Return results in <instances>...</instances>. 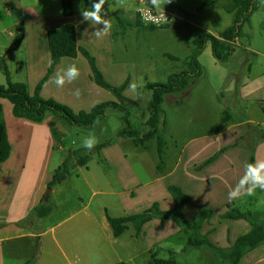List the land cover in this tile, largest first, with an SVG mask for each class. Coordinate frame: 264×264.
I'll return each instance as SVG.
<instances>
[{"label":"crops","instance_id":"obj_1","mask_svg":"<svg viewBox=\"0 0 264 264\" xmlns=\"http://www.w3.org/2000/svg\"><path fill=\"white\" fill-rule=\"evenodd\" d=\"M40 1L43 0H0V55L4 57L14 81L26 83L28 91L34 92L37 83L46 74L50 63L47 32L49 29L61 27L66 23L74 25L77 43L95 57L98 67L108 82L119 85L130 80L131 77L134 81V75L127 71L132 64L113 61V31L111 30L109 36L97 39L94 31L100 26L81 22V9L90 8L93 0H71L72 13L69 15L62 13V6L59 9L61 0L59 2L51 0V5L48 0ZM147 1L144 0V3ZM109 4L111 10L107 11V16L111 20L113 18L115 22L116 19L112 12L134 18L137 8L143 5L139 0L130 4L134 7L127 10L125 0L124 6H121L119 0H108L104 6L106 10ZM21 27L24 29V36L19 48L8 51L10 43ZM209 53H211V46L207 42L198 54V61L202 68H205V73H208L213 66H218L215 72H221L223 66L219 64L220 62H216L215 58L211 60ZM72 64L80 69V77L71 83L66 82L62 88L57 87L53 83L56 73L66 71ZM237 71V68L233 69V74L240 76L241 72ZM225 73L228 74V71ZM243 76L248 78L247 75ZM260 78L259 84L244 80L242 86L239 84L242 87L240 91L229 94L224 106L221 105V100L216 98L214 100L216 109L203 111L204 106L201 101L207 103L210 99L205 94L193 95L190 102L186 100L179 104L185 111L193 113L192 118L198 123L206 120V124L202 127L209 131H202L199 135L184 139L179 144L176 141L170 146L164 137V132L162 165L159 163L155 137L150 139L156 142L155 148H152L156 150L151 152L149 144L135 145L130 138L121 136L119 133L118 136L124 140L116 138L97 144L100 145L98 159L89 155L85 164L72 165L73 168L80 166L81 176L89 187H91L93 178L91 169L102 178L105 172L115 178L121 186L119 189L114 188L112 183L108 189L95 191L115 197V203L118 205L116 213H110L108 209H105L103 213L96 214L89 207V202L83 206V209L73 207L69 213L61 212L59 194L62 190V183L69 179V173L63 181L50 189L47 198L55 205L52 211L44 216H37L33 210L43 197L46 198L44 195L47 184L61 160L60 151H63L62 161L69 151H73L72 149L66 151L64 146L65 138L72 131L60 122V117L52 113H47L39 122L16 117L12 113V104L7 99L0 98L3 119L11 144L8 158L0 165V264H20L22 262L24 256L21 252L24 249V242L26 239L37 238L40 235L37 225L41 227V224H72L69 225L71 228H80L100 224L102 228L110 227L112 231L107 215L120 216L137 213L149 207L153 202H158L161 209H171L174 206V200L167 189L168 184H177L190 195V201L182 208L183 215L188 221L196 217L199 209H212L213 213L203 222L201 231L206 233L216 245L229 246L232 244L237 236L249 230L251 224H247L245 218L223 217V214L230 209L227 205L229 192L244 174L247 163L264 159V73ZM233 80L236 83V80ZM217 81L215 83L220 85ZM236 87L234 86L229 91ZM76 89L80 90L79 97L74 95ZM40 94L44 98H52L68 105L74 111L88 109L103 101L116 100L109 90L93 81L87 59L80 53L75 57H62L56 63L42 85ZM134 95L132 91L128 94L123 91L120 101L130 104L135 100ZM171 99L176 100L174 97ZM225 106L229 109L230 116L222 120L221 125L215 129L217 117L221 119V113L226 109ZM166 125L167 121H165V131ZM76 131L83 132L84 130L76 128ZM141 147L148 175H143L138 171V167L134 168L132 164V160L137 158L136 150ZM87 150L84 148L82 153H87L85 152ZM217 152V156L212 161L202 165ZM251 154H253L252 161L250 160ZM87 173H90V177ZM104 178L106 181L107 176ZM76 187L71 184L68 197L72 193L82 204L84 194H81V190H77ZM244 199L245 197L231 201L232 206L245 211L242 209V207L246 208ZM250 204L252 202H249ZM255 220L263 222V219L257 217ZM225 224L232 225L234 231H230L228 226L226 228ZM132 229L129 225V228L121 234L130 231L127 235L131 241L127 246L132 251L128 258L122 259L118 255L121 260L132 263L135 251L140 249L137 243H142L150 255L151 262L153 253L158 256L159 250L164 249L168 256L170 250L175 252V264H203L196 259L200 257L208 259V264H219L213 256L200 248L198 249L200 257L187 254L185 259L179 260L178 254L183 250L180 246L186 241L173 239V237H180L183 231L171 219L152 218L142 225L137 236L134 228ZM44 232L42 231L41 235ZM121 235L114 237L118 238ZM53 241L54 246L59 250V255L65 259L62 264H76V261L60 248L59 240L54 237ZM263 249L264 243L247 251L238 264L248 262L253 257H256L254 261H262ZM185 250L191 253L193 248L188 247ZM8 252L11 253L10 257H7ZM20 259L21 262L18 263ZM121 263L124 264V262L116 264Z\"/></svg>","mask_w":264,"mask_h":264},{"label":"rangeland","instance_id":"obj_2","mask_svg":"<svg viewBox=\"0 0 264 264\" xmlns=\"http://www.w3.org/2000/svg\"><path fill=\"white\" fill-rule=\"evenodd\" d=\"M45 1L46 0L40 2ZM48 1L51 5V0ZM138 1L139 0H125L126 9L128 10L134 7L130 6V4ZM61 6L62 2H59V9ZM164 10L171 12L173 15H179V17H173V21L170 25L157 27L155 29L135 26L127 27L126 25L124 27L115 22L112 18V31L114 33L113 61L132 64L127 71L134 75V81L132 77L130 80H126L122 95L123 91H126L128 94V92L131 91L130 85L134 82L139 84L141 78L143 87L137 89L139 97L135 98L130 104H124L120 101L121 98L115 92L111 90H109V92L115 96V101H119L121 104L126 105L129 127L141 133L146 132L149 128L147 124L149 117L147 102L151 97V90L145 87V84L147 82H165L169 74L188 69L184 61L187 60L193 51V39L203 31L214 34L220 33L231 23L232 18V14L227 12L214 0L206 3H204L203 0H172L171 3L164 6ZM263 19L264 0H261L259 8L253 11L249 22L243 25V30L248 36H241L232 57L225 60L224 62L226 63H219L223 66L222 71L215 72L218 66H213L208 73H205V68L203 67V74L197 78L193 85L188 86L181 92L167 94L165 96L161 106L165 121H167L164 137L168 140L169 146L172 143L175 144L176 141L179 144L184 139L199 135L202 131H209L202 127L206 124V120L198 123L192 118L194 114L185 111L179 104L184 103L186 100L190 102L193 95L205 94L208 95L207 97L210 99L207 103L201 101L204 106L203 111L206 109H216L214 100L216 98L221 100V102H219L224 106V103L229 98V94L240 91L244 80H249V83L256 84L261 82L260 77L264 73V33L261 30V22ZM209 58L212 60L215 57L212 53H209ZM216 62L219 61L216 60ZM236 68L238 69V73L241 72L240 76H238V74L236 76L233 74V69ZM226 71H228V74L225 73ZM243 75H247L248 78L246 79ZM232 78L236 80V83ZM216 81L218 83L220 82V85L216 84ZM5 82V74L0 70V84H4ZM239 84H241V86H239ZM234 86L237 87L229 91ZM172 97L177 100L182 99V102L176 104L172 101ZM124 114L125 112L121 108H109L101 120L89 126H85L73 124L58 113H55V116L58 118L60 117V122L65 124L66 127L68 129L70 128L72 131L68 133V136L64 140L65 150H81L82 153L84 149L81 148L82 141L90 134H94L101 144L110 139L117 138L121 141L124 140V138L118 136L119 131L126 125L123 118ZM221 121L222 119L218 116L217 124L214 126L215 129L221 125ZM76 128L77 130L84 131L78 132ZM148 144L152 152L154 150L152 148H155L156 145L155 140H149ZM98 149L99 148L96 147L85 152L94 157V159H98ZM136 152L137 158L132 160L133 167H138L139 172L143 173V175H148L147 167L143 161L144 158H142V154H144L143 148L137 149ZM62 158L63 151H60L61 160L58 162V165H61L64 161H62ZM88 166H91L90 163ZM68 169L70 170L69 179L62 183V190L59 194L62 207L61 212L69 213L73 207L83 209V206L87 202H89V207L96 214L103 213L105 209H108L110 213L117 212L118 205L115 203V197L113 195L95 191L97 189H108L111 187L112 183L114 188L119 189L121 186L113 176L105 172L106 174L104 177L107 176L105 181L104 177L102 178V176L91 169L93 178L91 179V187H89L81 176L80 166H75L73 168L69 162ZM87 176L90 177V173H87ZM71 184L76 185L77 190H81V194H84L82 204L81 201L77 199L76 195L74 197V195L70 193L68 197V189L71 187ZM106 201H108V203H106ZM244 201L246 202V208L242 207V209L251 211L249 212L250 216L246 219L247 224H251V221H256V217L263 219L264 222V191L257 189L255 195L245 197ZM249 202H252V204L249 205ZM69 225L72 224H41V227L37 225V230L40 232V235L37 238L33 237L26 239L23 244L24 249L21 252L24 258L22 262L20 259L18 263H64L65 259L59 255V250L54 246L53 238L55 237L59 240L60 248L66 251L70 258L76 261V264H116L119 262H124V264H154L150 261V255L148 251L144 249L145 246L142 243H137V247L140 249L135 251L132 263L119 259L118 255L124 259L132 254L131 249L127 246L131 241L127 235L130 231H126L121 237L115 238L110 227L104 229L100 224H91L90 227L86 226L80 228H71ZM224 226L226 228L228 226L230 231H234L232 225L225 224ZM130 227L131 229L134 228L132 225H130ZM181 230L183 232L180 233V237H173V239H182L183 242L186 241L180 246V248H183L187 243L189 233L184 228H181ZM42 231H45L44 234H42L43 236L41 235ZM190 248H193L191 253L185 252V249L181 250L182 253L178 254V259H185L187 254L192 257H200L198 253L199 248ZM202 250L213 256L208 251ZM10 254L11 253L8 252L7 257H10ZM158 256L165 258L168 257V254L162 249L159 250ZM255 258L256 257H253L248 262L244 261L242 264H264V255L262 261H254ZM196 259L203 264H208L209 261L204 257Z\"/></svg>","mask_w":264,"mask_h":264},{"label":"trees","instance_id":"obj_3","mask_svg":"<svg viewBox=\"0 0 264 264\" xmlns=\"http://www.w3.org/2000/svg\"><path fill=\"white\" fill-rule=\"evenodd\" d=\"M204 3L212 0H203ZM217 1L227 12L232 14L231 23L217 35L208 31H203L193 39V51L187 58L185 64L188 69L179 72L171 73L165 82H147L145 87L151 90V97L147 102L149 117L147 124L148 130L141 133L133 130L128 125L127 108L125 105L114 100L103 101L93 105L88 109L79 111L72 110L68 105L60 103L52 98H44L40 94L42 85L46 82L49 74L53 71L55 65L62 57H75L79 53L82 54L89 64L90 76L93 81L99 86L115 92L120 98L123 97L122 90L125 87L126 81L119 85H114L108 82L100 68L98 67L95 57L83 46L77 43L75 27L72 23L57 28L49 29L47 32V40L50 51V63L46 74L37 83L34 92H29L26 83L14 81L11 78L10 71L7 68L5 59L0 55V70L3 71L6 77V82L0 84V98L7 99L12 104V113L16 117H22L33 121H41L47 113H58L66 118L69 122L76 125L89 126L101 120L109 108H121L125 112L123 118L126 123L125 127L119 131V135L130 138L135 145H147L148 141L155 137L157 141V150L160 158L159 163L162 165V153L164 147L163 133L165 128V118L162 109V102L167 94L181 92L188 86L194 84L197 78L203 74V68L198 61V54L203 50L207 42L210 43L211 53L220 63H226L232 57L236 46H238L240 37L247 35L243 30V25L249 22L250 16L254 10L258 9L261 0H214ZM62 13L69 15L72 13L71 0H62ZM118 24L127 27L135 26L140 28L155 29L158 26L152 24H144L137 13L134 18L124 17L117 12H112ZM261 30L264 33V19L261 22ZM24 36L23 27L14 36L9 45L8 51L17 50ZM248 36V35H247ZM176 59V58H175ZM182 99H176L174 103L178 104ZM230 112L226 108L221 113V119L229 118ZM99 148L96 145L94 148ZM11 150V144L8 138L5 121L3 119V107L0 102V165L5 161ZM222 150V149H221ZM217 153L210 156L202 165L212 161ZM89 159L88 153H81V150L69 151L57 168L54 169L51 178L47 184V188H52L56 184L63 181L70 170L68 169L69 162L71 165L85 164ZM250 160H253L251 154ZM73 162V163H72ZM167 189L174 200V206L171 209H161L158 202H153L146 209L120 216L107 215L108 222L112 228L113 236L121 235L125 230L132 225L135 229V235H139L142 225L152 218L173 219L180 228L188 231L187 244L183 249L188 247L202 248L211 253L219 262V264H238L243 255L264 243V222L251 221V226L248 231L236 237L229 246H219L213 243L206 233L201 231L203 222L208 219L213 210L210 208H201L198 210L194 219L188 221L183 215L182 208L190 201L191 197L184 192L177 184H168ZM227 205L230 207L223 214L226 218H245L250 216L249 211H241L232 203ZM54 203L48 198H42L35 206L33 212L37 216H44L52 211ZM175 252L169 251L168 257H158L157 254L152 255L154 264H175Z\"/></svg>","mask_w":264,"mask_h":264},{"label":"clouds","instance_id":"obj_4","mask_svg":"<svg viewBox=\"0 0 264 264\" xmlns=\"http://www.w3.org/2000/svg\"><path fill=\"white\" fill-rule=\"evenodd\" d=\"M119 2L121 6H124V0H119ZM171 2L172 0H148V6L138 9L141 12L143 23L156 26L166 24L168 18L165 15L164 6ZM106 3H108V0H93L90 8L81 9V22H88L89 24L100 26L95 28L94 31L97 39L109 36L113 27L112 20L107 16V11L111 10V5L109 4V8L106 10L104 7ZM143 3L144 0H141V4ZM80 75V69L75 64H72L66 71H58L53 79V83L57 87L62 88L66 82L71 83L77 80ZM142 87V78L139 84L134 82L130 85V90L135 94L134 99L139 97L137 89ZM74 95L79 97L80 90L76 89ZM98 143L99 139L94 134H90L83 139L82 146L91 150ZM257 189L264 191V159L256 160L245 165L244 174L236 186L230 190L228 200L231 202L240 200L246 196H253Z\"/></svg>","mask_w":264,"mask_h":264},{"label":"built area","instance_id":"obj_5","mask_svg":"<svg viewBox=\"0 0 264 264\" xmlns=\"http://www.w3.org/2000/svg\"><path fill=\"white\" fill-rule=\"evenodd\" d=\"M146 6H148V1L146 3H144L143 5H141L139 8H137V10H136V13L138 14V16H139V18H140L141 21H142V19H141V12L138 9L144 8ZM164 11H165V15L168 18V22L166 24L160 25L158 27H162V26H165V25H170L171 22L173 21V17H176V18L179 17V15H173L171 12H169L167 10H164ZM9 32L12 33V31H9Z\"/></svg>","mask_w":264,"mask_h":264},{"label":"water","instance_id":"obj_6","mask_svg":"<svg viewBox=\"0 0 264 264\" xmlns=\"http://www.w3.org/2000/svg\"><path fill=\"white\" fill-rule=\"evenodd\" d=\"M49 192H50V188H47V190H46V192H45V195H44L46 198L48 197Z\"/></svg>","mask_w":264,"mask_h":264}]
</instances>
